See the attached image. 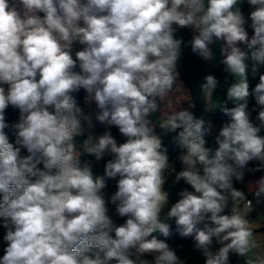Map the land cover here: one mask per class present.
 Wrapping results in <instances>:
<instances>
[{
    "label": "clouds",
    "instance_id": "obj_1",
    "mask_svg": "<svg viewBox=\"0 0 264 264\" xmlns=\"http://www.w3.org/2000/svg\"><path fill=\"white\" fill-rule=\"evenodd\" d=\"M181 29L192 31L191 51L205 61L213 59L210 45L222 42L221 63L234 81L217 147L206 146L210 129L187 109L160 120L184 150L175 182L191 189L178 193L167 218L183 237L195 232L203 264H231L230 255L259 247V229L247 218L253 202L234 182L264 173V0H0V264H185L154 235H170L160 216L169 203L165 173L175 168L149 119L178 87ZM249 75L258 76L254 87ZM217 86L205 76L206 101ZM82 89L105 131L89 132L81 152L76 137L84 124L94 127L74 95ZM9 106L19 112L11 125ZM82 154L96 161L110 154L103 175ZM108 180L116 191L106 201ZM249 191L264 202V175ZM108 203L124 223H114Z\"/></svg>",
    "mask_w": 264,
    "mask_h": 264
},
{
    "label": "trees",
    "instance_id": "obj_2",
    "mask_svg": "<svg viewBox=\"0 0 264 264\" xmlns=\"http://www.w3.org/2000/svg\"><path fill=\"white\" fill-rule=\"evenodd\" d=\"M193 34L187 29H181L177 32V38H180L184 41L181 45V57L177 64V69L180 73V76L184 80L185 84L189 88V97L186 101L187 106L189 107V111L193 113L196 118H202L205 121V129H209L210 125H213L215 128V132H208L205 136L206 146L215 148L218 145L215 143V137L219 134L220 128L227 122H229L230 118L224 115L220 108H212L208 107L206 104V100L201 91L200 85L204 83L205 76L211 74L214 75L217 80L221 83L226 84L228 87L234 81L230 74L224 71V66L218 67L216 69H211L208 63L199 57L196 53L191 51L190 41L192 39ZM258 79L250 83V87H254L256 83H258ZM175 87V85H174ZM77 100L78 105L83 108L84 105V90L82 89L79 93L74 94ZM190 105H195V107H190ZM234 106L231 103L228 107ZM255 106L254 97L249 98V110H251ZM258 114L257 111L251 113V117L254 122L258 123L255 120V117ZM6 121L11 125L14 122L18 121L19 112L18 110L13 109L11 106L5 112ZM103 125H100L98 122L96 123L94 130L96 132H101L103 129ZM155 134L158 135L162 140V146L167 149V154L169 156V163L172 165L177 172L181 171L183 165L180 163L178 157L183 154L184 150L179 148L178 145L174 142L176 133L165 132V130L160 127H154ZM5 131L9 135L10 142L15 141V136L11 128L5 129ZM112 134L117 138L118 141L122 142L123 138L119 136L118 130L115 128L111 129ZM261 135H264V131H262ZM84 139V134L82 136L76 137V143L78 145V150L82 152V141ZM21 155H27L26 150H22ZM111 156L105 155L103 159L100 161H96L93 156H89L86 154L81 155V160L90 161L93 166V171L97 175H103V169L108 159ZM256 162H252L251 166H254ZM176 172V173H177ZM264 173H255L248 174L246 173L243 182H234V186L238 189H241L245 192L247 197L251 196V193L247 191L246 188V180L248 178H260ZM188 188L190 191V187L186 185L183 181L179 183L175 182V174L169 177L166 180L164 185V190L169 193V209L177 202L180 197L178 193L183 189ZM105 193L106 201L110 200V197L116 191V181L108 180L107 187L103 190ZM242 204V202H241ZM162 211L160 219L162 222L168 223L170 225V235L168 237H164L161 233L157 232L154 235L157 236L158 239L166 240L169 244L170 248L174 249L179 256L180 260L184 261L185 264H203L204 257L202 254L197 251L194 247L195 241L194 236L195 232L192 236L183 237L180 232L181 230L176 226L175 220L167 218L168 210ZM231 205L229 209H226V214H230ZM126 218H119V224L124 223ZM262 227L261 230L264 232V221L261 222ZM204 224H198L197 229H202ZM4 234V229L0 228V255L3 254V242L2 237ZM140 259H151V257H141ZM251 259L254 264H257L256 259L253 256L247 257H238L235 255H230L231 264H246L247 260ZM198 261V262H197Z\"/></svg>",
    "mask_w": 264,
    "mask_h": 264
},
{
    "label": "crops",
    "instance_id": "obj_3",
    "mask_svg": "<svg viewBox=\"0 0 264 264\" xmlns=\"http://www.w3.org/2000/svg\"><path fill=\"white\" fill-rule=\"evenodd\" d=\"M242 7H243V11L246 14L250 11V9L246 3ZM187 30H189V29H187ZM189 31L192 33L191 30H189ZM251 34H252V31H251V29H249V35H251ZM78 47L79 46L77 45V48ZM221 47H222V42H214L212 45H210V48L212 49V52H213V59L210 61H206V62L208 63V65L211 69H216L218 67L223 66V64L221 63V61L223 60V55L221 53ZM260 72L264 73V67H262L260 69ZM257 79H258V76L256 78H253L251 75H249L250 83H252L253 81H255ZM177 84H178V87H177V85H175L174 90L168 95L166 100L164 102H161L160 111L154 113L151 117H149V119L152 121L154 127H159L160 120L164 117V114H166V113L170 114V113H173V112H176L179 110H184V109L189 110V107L186 104V101L189 97V88L185 84L184 80L182 79V77L180 75L178 77ZM227 88H228V86L226 84L218 81V86L213 93L212 100L210 102L206 101L207 106L212 107V108H221V106L224 105L226 102ZM85 96H86V93L84 92V105H83L82 109L85 112V114L91 113L93 115V124L95 127V125L97 123V121H95V113L98 110L96 109V106L94 103L88 104L85 102ZM231 103L232 102L228 101L227 106H229ZM83 127L86 129V131L84 133V139L87 138V135L89 134V132L94 137H97L99 135H102L103 132L105 131V126L103 127L101 132H96L94 130V127L92 129H87L86 124H84ZM107 156H111V155L107 154ZM256 179H258V178H248L246 180V188H247V191L249 193H250L249 184L254 182ZM109 204L110 203H108L109 215L112 217L114 223L119 225L118 221H119L120 217H118L115 210H113L109 207ZM241 206H242V204H241ZM242 209H243V211H245L243 206H242ZM261 213H264V202L258 203L257 206L252 211L248 210L247 211V218L248 219L253 218V220H254V218L257 217ZM252 222L256 223L254 221H252ZM257 224H259L256 226V228L259 229V232H258L257 236L255 237V239H256L259 247L253 248L252 251L248 255V256H253L256 259V262L258 260L257 255H261L260 259H264V232H262V230H261L262 223H257Z\"/></svg>",
    "mask_w": 264,
    "mask_h": 264
},
{
    "label": "rangeland",
    "instance_id": "obj_4",
    "mask_svg": "<svg viewBox=\"0 0 264 264\" xmlns=\"http://www.w3.org/2000/svg\"><path fill=\"white\" fill-rule=\"evenodd\" d=\"M209 129H210V132H211V133H214V132H215V128H214L213 125H210V126H209ZM257 204H258V203H257V201L255 200L254 203L252 204L251 209H249V211H252V210L257 206ZM109 207H110L111 209L115 210V206L112 205L111 203L109 204ZM167 209H169V205H168V204H166V205L164 206V208H163L162 211H165V210H167ZM240 211H241V214L244 213L241 204H240ZM249 220H250V222L253 224L254 227H256L257 225H259V224H257V223H253V222H252V221H253V218H251V219H249ZM257 256H258L259 259L261 258V257H260L261 255H257Z\"/></svg>",
    "mask_w": 264,
    "mask_h": 264
},
{
    "label": "built area",
    "instance_id": "obj_5",
    "mask_svg": "<svg viewBox=\"0 0 264 264\" xmlns=\"http://www.w3.org/2000/svg\"><path fill=\"white\" fill-rule=\"evenodd\" d=\"M176 169H175V172H172V171H167L166 173H165V178H166V180L169 178V177H171L172 175H174V174H176ZM248 199H251L252 200V202L254 203V201H255V198L251 195L250 197H248ZM252 203V204H253ZM244 205V202H242V206ZM244 208V207H243ZM134 259L136 258V257H133Z\"/></svg>",
    "mask_w": 264,
    "mask_h": 264
},
{
    "label": "water",
    "instance_id": "obj_6",
    "mask_svg": "<svg viewBox=\"0 0 264 264\" xmlns=\"http://www.w3.org/2000/svg\"><path fill=\"white\" fill-rule=\"evenodd\" d=\"M253 221L256 223H261L262 221H264V213L259 214L257 217L254 218Z\"/></svg>",
    "mask_w": 264,
    "mask_h": 264
}]
</instances>
